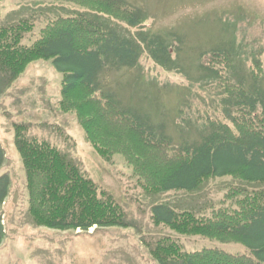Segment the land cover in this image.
Returning a JSON list of instances; mask_svg holds the SVG:
<instances>
[{
  "label": "trees",
  "instance_id": "obj_1",
  "mask_svg": "<svg viewBox=\"0 0 264 264\" xmlns=\"http://www.w3.org/2000/svg\"><path fill=\"white\" fill-rule=\"evenodd\" d=\"M58 1L81 10L49 22L30 46L22 44L34 29L30 19L0 27L4 87L16 83L33 63L52 60L61 73L58 112L74 116L102 160L124 156L147 196L195 195L215 179L235 183L226 190L221 206L211 205L207 214L177 210L164 202L152 207L151 220L177 236L239 244L247 252L230 254L216 248L186 252L164 236L146 246L155 264H264V192L251 187L264 185L262 55H250V83H246L235 80L231 49L211 51V62L199 71L214 91L213 109L221 120L204 115L201 125L188 123L197 138L175 144L162 123L120 104L102 84V76L133 71L144 54L170 71L175 68L172 56L177 46L163 36L143 32L138 11L122 0ZM14 145L25 173L27 215L34 227L62 232L130 227L123 208L64 152L28 136L23 124L14 126ZM4 162L0 148V169ZM9 189V178L0 177V208ZM4 235L0 220V245Z\"/></svg>",
  "mask_w": 264,
  "mask_h": 264
},
{
  "label": "rangeland",
  "instance_id": "obj_2",
  "mask_svg": "<svg viewBox=\"0 0 264 264\" xmlns=\"http://www.w3.org/2000/svg\"><path fill=\"white\" fill-rule=\"evenodd\" d=\"M122 1L138 11L143 32L163 36L177 46L172 56L175 68L163 70L144 54L133 71L105 72L102 84L125 108L162 123L175 144L195 140L197 131L189 130L188 123L201 125L204 115L221 120L213 109L214 91L199 71L200 66L211 62V51L232 50L235 80L250 83V55L256 54V58L260 53L264 66V0ZM80 10L75 4L58 0H5L0 2V27L30 19L33 32L22 40L24 46H30L49 22ZM60 84L61 73L52 60L33 63L9 87L0 79V148L5 155L0 177L7 176L10 181L9 197L0 208L5 233L0 264H155L146 246L164 236L186 252L205 248L238 255L247 252L239 244L177 236L163 226H154L151 220L152 207L164 202L177 210L200 214H207L211 205L219 208L226 190L235 185L231 179L211 180L195 195L171 192L147 196L124 156L116 154L102 160L86 142L74 116L58 112ZM261 87L264 90V77ZM22 124L28 136L46 140L64 152L110 194L123 208L130 227L92 228L88 232L34 227L27 215L25 173L14 145V126ZM251 187L264 192V185Z\"/></svg>",
  "mask_w": 264,
  "mask_h": 264
}]
</instances>
